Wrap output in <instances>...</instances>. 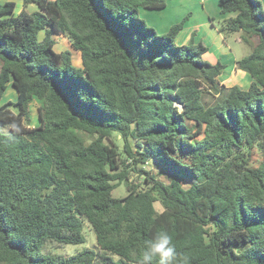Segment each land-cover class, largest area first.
<instances>
[{"label":"trees","instance_id":"obj_1","mask_svg":"<svg viewBox=\"0 0 264 264\" xmlns=\"http://www.w3.org/2000/svg\"><path fill=\"white\" fill-rule=\"evenodd\" d=\"M23 2L39 10L0 4V100L18 94L0 107V264H138L161 230L189 264H264L262 2L219 0L224 40L257 39L236 62L247 90L220 82L202 42L176 43L185 21L161 33L141 17L169 0ZM86 223L97 248L44 253L83 245Z\"/></svg>","mask_w":264,"mask_h":264},{"label":"crops","instance_id":"obj_2","mask_svg":"<svg viewBox=\"0 0 264 264\" xmlns=\"http://www.w3.org/2000/svg\"><path fill=\"white\" fill-rule=\"evenodd\" d=\"M11 1L15 2L16 4L14 15L17 16L24 10L25 8L24 2L23 0H0V4H5L6 2H11ZM182 1L183 0H176V1L169 0L167 7L159 11L142 10L141 17L145 19L150 26H153L161 33L163 32L165 33L174 25V22L180 19L181 17L178 11L169 13L168 10L171 4H173V2L180 3ZM195 4H197L196 8L186 10L187 13L186 16L191 18L190 20L191 24H188L190 22H188L187 24L185 23V26L181 31V32L185 31V34L182 37H180L181 36L180 35L181 32H180L176 37V43H179L178 45H185L191 40L192 37L195 38L194 39L195 43L202 42L208 48V52L205 54L204 59L212 63H216L217 61H220L222 64L225 65V68L223 69L222 74L219 77L220 82L222 84H226L227 87L239 86L241 89L247 90L253 80L248 73H244L240 70H237L236 62L240 58H237V56L234 55L233 50L230 48L229 45H227L226 40H224L223 36H221V34L219 33V31L215 26V21L218 18H223V17L226 18L232 15L231 14L224 15L221 13L219 7V0H196ZM25 9L28 13H32L39 10V8L35 4H30ZM193 11H197V12L194 13ZM52 37L55 41L57 38H59L60 40H64L65 42L67 41L66 43L67 47L70 46V43H68L69 42L68 39L61 36L60 34L54 33ZM44 38H45V31H41L38 34V40L42 41ZM179 40L180 42H178ZM208 45H211L212 49L209 48ZM78 62L80 63L81 66L79 67L81 68L82 58H80V61ZM4 95L0 100V102L3 100ZM15 96L16 99L14 101L10 100L11 102L17 101L18 94H16ZM4 104L5 103H2L0 107Z\"/></svg>","mask_w":264,"mask_h":264},{"label":"rangeland","instance_id":"obj_3","mask_svg":"<svg viewBox=\"0 0 264 264\" xmlns=\"http://www.w3.org/2000/svg\"><path fill=\"white\" fill-rule=\"evenodd\" d=\"M176 1V0H173ZM196 0H183L182 2H173V4H171L170 8H169V13H173L174 11H178L180 13V19H178L177 21L174 22L175 24L181 23L182 21H185V23L187 24H191V18H189L188 16H186V10L187 9H194L196 8L195 4ZM263 4L264 7V0H260ZM13 2V1H12ZM194 13H196L197 11H193ZM221 15V14H220ZM189 18V19H188ZM227 18L230 17H226V18H218L215 21V26L217 28V30L219 29V27L221 26V24H223V21ZM185 26V24H184ZM185 34V31L181 32V36ZM199 35V34H198ZM63 37H65L64 35H61ZM222 36V34H221ZM235 35H233L232 37H229L226 39V43L227 45L230 46V48L233 50L234 55L237 56V58H243L248 56L252 50H253V46L257 43V39L252 40L251 44H247V43H243V42H236L235 41ZM66 38V37H65ZM191 39H195L194 37H192ZM69 41V40H68ZM180 42V40L178 41ZM190 42V41H189ZM188 42V43H189ZM195 42V40H194ZM67 41L65 42L64 40H60L59 38L56 39V44H55V51L56 52H64V51H70L71 53H73L72 56V63L74 65V67L76 68H80L79 66L80 63L78 61H80V53H78L77 51H75L70 43V46L67 47L66 45ZM187 43V44H188ZM179 44V43H177ZM66 45V46H65ZM209 48H211V45H208ZM212 49V48H211ZM78 53V54H77ZM80 55V56H79ZM80 57V58H79ZM226 85V84H224ZM231 87V86H228ZM4 98L3 100L0 102V105L2 103H6L10 100H15L16 99V91L14 90L12 83H8L7 85V89L6 92L4 93ZM41 103L38 100H34L31 104V111H30V118H31V127H36L40 124V119H39V108L41 107ZM0 129L4 132V133H8L10 131L9 127H7L6 125H1L0 124ZM119 146L122 149L123 148V143L119 142ZM151 167L147 166V168L145 169H150ZM162 181L165 182H169L168 179L161 177L159 178ZM184 186L186 187L187 184H184ZM127 195V190L125 185H121L119 186L116 190H114L113 192V196L115 198H123ZM155 208L158 212H162L163 211V207L161 206V204L159 202L155 203ZM84 235L86 238V242L83 245H60L57 243H47L45 248H44V253H50V254H57V255H62V256H71L73 254H75L76 252L82 251L86 248L89 249H95L97 248V239H96V235L94 233V231L91 229V227L88 225V223H86L85 229H84Z\"/></svg>","mask_w":264,"mask_h":264},{"label":"clouds","instance_id":"obj_4","mask_svg":"<svg viewBox=\"0 0 264 264\" xmlns=\"http://www.w3.org/2000/svg\"><path fill=\"white\" fill-rule=\"evenodd\" d=\"M138 264H189V258L179 254L172 236L161 230L144 242Z\"/></svg>","mask_w":264,"mask_h":264}]
</instances>
